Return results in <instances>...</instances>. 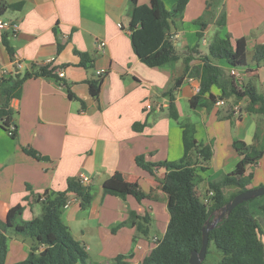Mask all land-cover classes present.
<instances>
[{"label": "crops", "instance_id": "obj_1", "mask_svg": "<svg viewBox=\"0 0 264 264\" xmlns=\"http://www.w3.org/2000/svg\"><path fill=\"white\" fill-rule=\"evenodd\" d=\"M130 1L0 0L6 6L19 5L6 8L0 16L18 25L16 33L0 30V86L33 66H49L61 80L29 78L20 96L9 101L16 135L10 136L0 122V222H5L8 210L16 205L23 208V221L39 217V196L65 191L67 179L82 175L87 180L82 185L91 189V201L82 206L78 197L68 193L61 220L84 246L90 264H113L119 256L125 258L118 264H141L165 233L169 213L159 184L166 170L159 168L151 175L137 166V156L151 163L180 161L182 126H193L197 143L212 151L208 162L201 163L195 154L190 159L198 177L195 193L201 199L210 184L219 183L239 161L233 142L251 145L256 132L264 136V117L245 110L246 98H226L223 105H216L206 96L197 107L190 104L200 86L201 57L207 55L215 34L232 42L245 39L247 66L238 69L242 74L238 87L251 85L264 96V56L260 62L254 59L256 49L264 47V0H216L211 6H207L211 0H189L169 32L179 59L153 68L140 62L132 50ZM150 1L137 3L148 5ZM161 1L168 11L176 3ZM222 16L225 23L218 26ZM201 23L206 26L201 28ZM4 35L12 55L3 44ZM98 43L103 44L101 49ZM188 55L191 60L184 75ZM213 63L230 75L225 61ZM98 69H105L106 75L94 97L89 83L96 80ZM179 78L172 93L177 113L173 119L166 93ZM212 94L218 97L221 90L213 87ZM147 103L161 108L148 110ZM134 124L141 127L133 128ZM24 148L39 158L27 155ZM109 178L136 182L148 198L138 202L131 196L104 195L102 184ZM242 181L247 189L264 187V154L258 164L246 169ZM238 192L237 186L222 188L225 199ZM262 206L264 198L253 202L250 209L259 222L264 245ZM130 211L139 218L148 216L149 222L138 219L130 225ZM24 238L9 236L6 264L26 259L31 241Z\"/></svg>", "mask_w": 264, "mask_h": 264}, {"label": "trees", "instance_id": "obj_2", "mask_svg": "<svg viewBox=\"0 0 264 264\" xmlns=\"http://www.w3.org/2000/svg\"><path fill=\"white\" fill-rule=\"evenodd\" d=\"M216 0H211L207 6H211ZM189 0H176L171 10H166L161 0H151L148 5H139L137 0L130 1L129 25L130 42L134 54L145 66L149 68L172 64L179 59L176 46L171 41L169 34L174 21L182 18ZM6 6L0 2V16L6 8H18ZM225 23L224 16L218 21V26ZM201 28L206 25L200 24ZM201 38V33H198ZM7 52L12 55L6 35L2 37ZM60 43L57 50L61 51ZM191 53L195 49L190 50ZM264 56V47H258L254 59L260 62ZM85 58L82 56V65ZM191 56L184 58V75L189 69ZM202 66L197 70L200 78V89L191 100V107L202 104L207 96L208 101L216 103L233 97L236 100L248 99L245 110L251 114L264 117V96L259 94L251 85L238 87L232 76L215 65L213 61H225L229 69H243L247 66L246 41L244 38L232 42L229 38H220L215 34L208 44L207 55L201 57ZM46 77L61 81L55 75V70L49 66H37L26 71L23 75L4 80L0 86V122L2 128L10 136L15 137V124L13 112L9 107L12 98H18L23 82L29 78ZM182 78L174 81L172 89L166 94L170 96L169 116L177 119V113L173 104V91L179 86ZM102 79H96L89 83L91 94L96 97ZM217 87L221 94L216 97L212 94V88ZM11 126L14 129L11 131ZM141 127L134 124L133 128ZM183 156L178 162H147L144 157L137 156L135 162L138 167L153 175V171L159 168L166 170L165 178L159 184V189L167 199L169 222L161 240L144 257L141 264H189L192 251H199L202 244V229L207 221H211L218 209L232 200L238 193L248 190L242 177L248 167L258 164L264 154V136L256 132L255 142L247 145L242 141H234L233 148L240 156L235 168L225 175L219 183L210 184L208 191H213L211 203L206 205L196 195L195 187L198 182L194 163L190 161L195 154L201 163L208 162L212 151L208 146L198 144L194 139V128L191 125L182 126ZM24 152L33 158H39L37 153L30 148H24ZM227 186L239 187V192L225 199L222 188ZM104 195H111L125 199L133 197L138 202L148 198L140 191L136 182H125L115 178H109L102 184ZM207 191V192H208ZM68 193L74 194L81 200L82 206L90 203L92 194L89 187L82 185L78 178H69L66 189L62 192L45 193V198L40 201L42 213L39 217L29 221H23L21 205L11 207L6 215L5 222H0V264H6L8 252L7 230L12 229L15 236L30 239V251L26 259L14 264H90L88 254L84 246L76 241L67 226L61 220V212L68 200ZM264 210V206H262ZM130 225L140 219L142 223L149 222L148 216L139 218L135 212L129 213ZM147 235V230L142 229ZM260 227L258 220L250 209L249 201L236 206L232 212L224 217L216 227L209 232L208 247L211 242L221 254L219 264H264V245L260 240ZM207 247V252H208ZM125 257L119 256L113 264H118Z\"/></svg>", "mask_w": 264, "mask_h": 264}, {"label": "water", "instance_id": "obj_3", "mask_svg": "<svg viewBox=\"0 0 264 264\" xmlns=\"http://www.w3.org/2000/svg\"><path fill=\"white\" fill-rule=\"evenodd\" d=\"M264 196V187L248 189L238 193L232 200L228 201L223 207L218 209L215 217L211 221H207L202 229V244L199 251H192L190 254L189 264H202L206 257L207 247L209 242V232L224 218L227 217L232 210L244 202L253 200L258 197Z\"/></svg>", "mask_w": 264, "mask_h": 264}, {"label": "built area", "instance_id": "obj_4", "mask_svg": "<svg viewBox=\"0 0 264 264\" xmlns=\"http://www.w3.org/2000/svg\"><path fill=\"white\" fill-rule=\"evenodd\" d=\"M11 30L12 33H16L17 30H18V25L17 23H14V22H8V21H5V20H2L0 18V30ZM103 46L102 43H98L97 44V47L98 49H101ZM15 67L17 70H20L21 66L20 64H15ZM229 74L230 76H232V78L234 79L235 83L238 85V86H241V81H242V74L241 72L238 70V69H235V68H231L230 71H229ZM106 75V70L105 69H98L95 71V77L96 79H102L104 76ZM59 76L61 77L62 74L60 73ZM199 89H200V86L196 88V93L199 92ZM224 104V101L223 100H217L216 101V105H223ZM146 109L150 110V109H156V110H159L161 108V105L160 104H151V103H147L146 106H145ZM14 129V126H11V131ZM78 180L81 184H85L86 183V178L82 175H80L78 177ZM214 193L213 191H208L204 197L201 198L202 202L206 205H209L211 203V198L213 197ZM45 198L44 195H41L40 197V201H42L43 199ZM68 206V202L64 205L63 208H66Z\"/></svg>", "mask_w": 264, "mask_h": 264}, {"label": "rangeland", "instance_id": "obj_5", "mask_svg": "<svg viewBox=\"0 0 264 264\" xmlns=\"http://www.w3.org/2000/svg\"><path fill=\"white\" fill-rule=\"evenodd\" d=\"M202 46V45H201ZM259 188V187H258ZM204 197V196H202ZM264 198V196L262 197H258V198H255L253 200H250L249 201V206L255 202V201H260ZM215 217V216H214ZM7 233L8 235L11 237H16V238H23L22 236H15L13 234V230L12 229H8L7 230ZM24 239H27V238H24ZM28 241H30V239H27ZM220 259H221V254L219 252V250L216 248V246L214 245L213 242H211L209 244V247H208V252L206 253V257L204 259V261L202 262V264H219L220 262Z\"/></svg>", "mask_w": 264, "mask_h": 264}]
</instances>
